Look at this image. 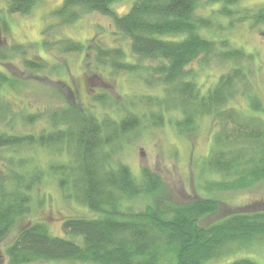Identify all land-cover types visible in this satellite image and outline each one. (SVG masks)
Wrapping results in <instances>:
<instances>
[{
	"label": "trees",
	"instance_id": "trees-1",
	"mask_svg": "<svg viewBox=\"0 0 264 264\" xmlns=\"http://www.w3.org/2000/svg\"><path fill=\"white\" fill-rule=\"evenodd\" d=\"M121 1L64 0L54 11L59 23L43 30L41 49L55 55L86 53L88 58L93 56L99 71L112 68L137 74L149 86L161 87L164 96L150 102L160 107L150 117L155 126H162L164 114L171 110L180 113L174 120L180 134L196 133L204 116L215 119L218 132L208 165L223 177L210 181L208 191L247 190L264 180V120L230 105L245 95L252 111L264 108L251 91L248 64L253 55L231 46L227 38L215 40L203 33L216 25L217 16L230 18L231 26L243 21L262 25L264 6L243 11L235 10L240 0H134L131 10L120 16L112 6ZM38 2L8 0L6 14L28 15ZM202 4L220 8L214 16H204L198 13ZM87 13L110 16L118 34L129 39L137 60L131 61L122 46H107L100 34L87 44L63 34L64 27ZM9 29L7 17L0 16V63L21 57L29 73L39 76L48 71L43 57H28L31 45L6 41ZM214 59L231 67L221 71L212 88H205L197 80L194 65L208 67ZM59 67L63 65H52V71ZM9 78L0 68V243L31 214L35 193L47 173L57 176L61 187L72 190L97 217L65 218L63 229L72 238L52 235L45 222H27L0 252V264H208L231 255L232 245L241 249L264 237V212L234 213L203 225L206 217L218 212L220 200L198 197L175 204L157 197L164 189L157 173L144 168L138 178L127 165L114 166L119 136L135 131L143 121L138 113L118 119L107 112L96 114L98 105L119 107L118 99L102 90L92 95L93 107L67 105L43 115L21 113L3 95ZM42 118L46 123L39 132L15 130L18 122L34 125ZM4 124L10 129H4ZM36 149L65 150L69 160L55 161L44 169L35 155L24 153ZM138 198L152 202L138 212L123 209L125 201ZM231 264L258 263L240 258Z\"/></svg>",
	"mask_w": 264,
	"mask_h": 264
},
{
	"label": "rangeland",
	"instance_id": "rangeland-1",
	"mask_svg": "<svg viewBox=\"0 0 264 264\" xmlns=\"http://www.w3.org/2000/svg\"><path fill=\"white\" fill-rule=\"evenodd\" d=\"M64 0H39L38 4L28 15H13L8 17V0H0V14L7 17L9 31L6 41L31 45L28 57L40 55L48 63L49 70L35 76L23 67V59L0 63V68L10 77L4 87L3 95L11 103L12 109L18 112H30L43 115L50 109L59 106L91 107L92 95L105 91L110 97L120 101L119 107L107 104L98 105L96 114L116 119L130 113H138L143 117L142 125L135 131L119 136V145L115 146L113 165H127L133 174L140 178L144 168L157 173L164 185V189L157 197L184 204L198 197H211L220 200L219 210L214 215L206 217L202 224L206 225L234 213L264 212V180L255 182L247 190L210 192L207 185L210 181L222 180V175L213 173L208 165L209 157L213 155V144L218 125L211 116H204L199 121L196 133L192 135L180 134L175 127L174 120L180 117L178 110H171L164 114L165 123L155 126L151 114L159 109L150 104L153 97L162 98L164 92L161 87L149 86L137 74L115 71L112 68L97 70L92 61L93 56L82 54H67L45 52L42 48L43 30L47 26H55L59 18L54 11ZM134 5V0H124L112 6L118 15L127 14ZM264 6V0H240L235 10L253 11ZM220 6L216 4H202L198 13L204 16L212 15ZM218 14V13H217ZM230 18H216V25L203 33L215 40L227 38L231 46L241 48L253 55L254 60L248 66L251 69V91L264 107V24L252 25L250 21L236 22L230 25ZM63 34L83 44L89 43L97 34L107 46H122L128 58L135 62L137 57L131 52L130 41L115 29L110 16L99 13H87L78 22L63 28ZM3 36L0 37V47ZM92 53V52H91ZM93 55V53H92ZM144 64H148L143 62ZM62 64L63 67L53 72L52 65ZM197 70V80L205 88H212L218 81L222 70L230 69L231 64L211 61L208 67ZM60 72V73H57ZM126 100V101H125ZM129 101V102H128ZM238 110L249 113L264 120V108L261 112L252 111L250 101L245 95L237 97L230 103ZM93 107V106H92ZM46 123L45 118L34 125L17 123L16 131L39 132ZM4 129L10 127L4 124ZM37 157L39 165L47 169L48 164L55 161L69 160L65 150L36 149L24 152ZM212 154V155H211ZM4 156V152L1 154ZM151 199L138 198L125 201L123 209L140 211L151 204ZM67 217L96 218L97 214L77 199L72 190H64L57 176L47 173L43 182L35 193V201L31 214L17 224L9 237L0 243V252L10 243L17 229L27 222L42 221L48 224L52 235L72 238L63 229V220ZM233 246V247H232ZM229 256L214 259L208 264H231L240 258H251L258 264H264V237L255 240L245 248L237 249ZM33 264H82L56 261H41Z\"/></svg>",
	"mask_w": 264,
	"mask_h": 264
}]
</instances>
